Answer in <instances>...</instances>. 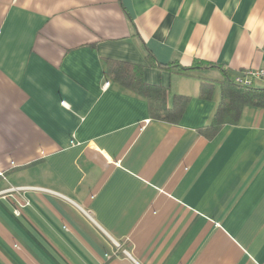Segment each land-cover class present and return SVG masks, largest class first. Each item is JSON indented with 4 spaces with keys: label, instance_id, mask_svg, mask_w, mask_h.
Instances as JSON below:
<instances>
[{
    "label": "crops",
    "instance_id": "obj_1",
    "mask_svg": "<svg viewBox=\"0 0 264 264\" xmlns=\"http://www.w3.org/2000/svg\"><path fill=\"white\" fill-rule=\"evenodd\" d=\"M108 61L188 97L179 122ZM249 69L264 0H0V264H264V109L201 133L200 74Z\"/></svg>",
    "mask_w": 264,
    "mask_h": 264
},
{
    "label": "trees",
    "instance_id": "obj_2",
    "mask_svg": "<svg viewBox=\"0 0 264 264\" xmlns=\"http://www.w3.org/2000/svg\"><path fill=\"white\" fill-rule=\"evenodd\" d=\"M148 65L185 76H193L195 70L213 66L198 60L194 61L191 67H183L178 63L160 65L150 58H148ZM106 74L112 82L145 98L149 103L151 118L155 121L177 124L190 100L185 96H174L170 104L169 90L163 86L148 84L144 79V68L139 65L108 61ZM216 88L220 92V102L209 125L201 129V133L208 138L216 136L225 125L238 124L245 108L264 109V87L235 85L228 71H225V78L219 82L218 86L214 81L202 80L201 97L212 99Z\"/></svg>",
    "mask_w": 264,
    "mask_h": 264
},
{
    "label": "built area",
    "instance_id": "obj_3",
    "mask_svg": "<svg viewBox=\"0 0 264 264\" xmlns=\"http://www.w3.org/2000/svg\"><path fill=\"white\" fill-rule=\"evenodd\" d=\"M232 81L235 85L242 87H255L256 82L264 83V69H249L244 72H238L232 75ZM106 87L110 86V83H106ZM64 105H66L64 103Z\"/></svg>",
    "mask_w": 264,
    "mask_h": 264
},
{
    "label": "rangeland",
    "instance_id": "obj_4",
    "mask_svg": "<svg viewBox=\"0 0 264 264\" xmlns=\"http://www.w3.org/2000/svg\"><path fill=\"white\" fill-rule=\"evenodd\" d=\"M200 76H202V77H205V78H209V79H212V80H217V81H215V83H216V86H218L219 85V82L223 79L222 78V76L221 75H213V74H211V73H209L208 74V72H203V74H200ZM255 87H257V88H262V87H264V83L263 82H256L255 83Z\"/></svg>",
    "mask_w": 264,
    "mask_h": 264
}]
</instances>
